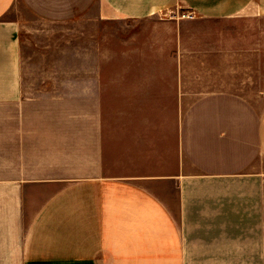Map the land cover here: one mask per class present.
<instances>
[{
    "label": "crops",
    "instance_id": "1",
    "mask_svg": "<svg viewBox=\"0 0 264 264\" xmlns=\"http://www.w3.org/2000/svg\"><path fill=\"white\" fill-rule=\"evenodd\" d=\"M0 264H264V0H0Z\"/></svg>",
    "mask_w": 264,
    "mask_h": 264
},
{
    "label": "rangeland",
    "instance_id": "2",
    "mask_svg": "<svg viewBox=\"0 0 264 264\" xmlns=\"http://www.w3.org/2000/svg\"><path fill=\"white\" fill-rule=\"evenodd\" d=\"M82 18L80 17L67 23L42 22L41 33L26 34L25 40L38 49V57L35 59L37 60V65H28L26 72L60 75L68 73L81 74V44L85 37L83 31L84 29L87 30L88 27H93L91 23L88 24ZM65 48L67 49L65 50ZM72 51L73 56L71 58L70 52ZM41 84L44 85V88L50 90L51 85L54 83ZM60 105H65V103L63 102ZM78 115L75 114V117Z\"/></svg>",
    "mask_w": 264,
    "mask_h": 264
}]
</instances>
